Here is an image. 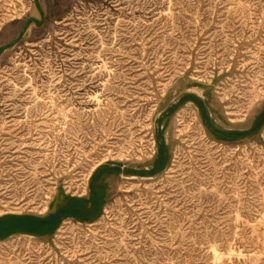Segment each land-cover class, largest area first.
Segmentation results:
<instances>
[{
  "label": "rangeland",
  "instance_id": "1",
  "mask_svg": "<svg viewBox=\"0 0 264 264\" xmlns=\"http://www.w3.org/2000/svg\"><path fill=\"white\" fill-rule=\"evenodd\" d=\"M0 40V219L59 225L0 264H264V0H0Z\"/></svg>",
  "mask_w": 264,
  "mask_h": 264
},
{
  "label": "crops",
  "instance_id": "2",
  "mask_svg": "<svg viewBox=\"0 0 264 264\" xmlns=\"http://www.w3.org/2000/svg\"><path fill=\"white\" fill-rule=\"evenodd\" d=\"M99 189H91L90 195L88 197L82 199H70L68 197H64L62 202L59 203L58 211H60L63 206H67V202H79L82 201L87 210L94 211L96 205L93 204L94 199L96 198V194L99 193ZM63 204V205H62ZM54 212L52 213V215ZM72 216V215H69ZM50 217L51 214L44 215L42 217L37 216H24V215H9L5 218L0 219V227L3 233H19L21 231H34V232H42L43 234H50L51 232H55L59 225L54 228H50ZM95 218L89 219V221H94ZM6 227V229H3ZM10 234V233H9ZM1 236V235H0Z\"/></svg>",
  "mask_w": 264,
  "mask_h": 264
},
{
  "label": "trees",
  "instance_id": "3",
  "mask_svg": "<svg viewBox=\"0 0 264 264\" xmlns=\"http://www.w3.org/2000/svg\"><path fill=\"white\" fill-rule=\"evenodd\" d=\"M264 114V112H263ZM262 114V115H263ZM219 135V139L220 140H224V141H232V137L231 135L228 134H217ZM159 154H158V158L156 160V164L155 166L157 168L163 167L166 165L167 160H168V155L164 146V143H160V147H159ZM104 198V191L101 189L99 191V193L96 194V198L93 201V204L96 205V208L94 211L92 210H87L85 208V205L83 202H78V203H73V205H70V208L68 210H66L64 213L69 216L72 215V217H76L78 218V220L80 221H88L91 218H98V216L100 217V209H102V205H103V201H101ZM92 222V221H91Z\"/></svg>",
  "mask_w": 264,
  "mask_h": 264
},
{
  "label": "bare ground",
  "instance_id": "4",
  "mask_svg": "<svg viewBox=\"0 0 264 264\" xmlns=\"http://www.w3.org/2000/svg\"><path fill=\"white\" fill-rule=\"evenodd\" d=\"M6 35V34H5ZM7 37V36H6ZM1 41V40H0Z\"/></svg>",
  "mask_w": 264,
  "mask_h": 264
}]
</instances>
